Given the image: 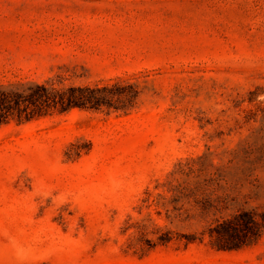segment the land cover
I'll use <instances>...</instances> for the list:
<instances>
[{
	"label": "rangeland",
	"instance_id": "1",
	"mask_svg": "<svg viewBox=\"0 0 264 264\" xmlns=\"http://www.w3.org/2000/svg\"><path fill=\"white\" fill-rule=\"evenodd\" d=\"M138 86L130 109L0 124V264H264V0H0V88Z\"/></svg>",
	"mask_w": 264,
	"mask_h": 264
},
{
	"label": "trees",
	"instance_id": "2",
	"mask_svg": "<svg viewBox=\"0 0 264 264\" xmlns=\"http://www.w3.org/2000/svg\"><path fill=\"white\" fill-rule=\"evenodd\" d=\"M140 94L138 86L116 80L104 84H55L51 79L18 87L0 88V124L11 119L29 121L74 108L128 110ZM264 233V211L241 210L209 228L212 245L218 250L238 249Z\"/></svg>",
	"mask_w": 264,
	"mask_h": 264
}]
</instances>
